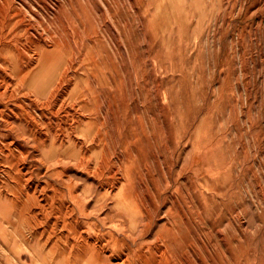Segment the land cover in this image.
<instances>
[{
  "label": "rangeland",
  "instance_id": "obj_1",
  "mask_svg": "<svg viewBox=\"0 0 264 264\" xmlns=\"http://www.w3.org/2000/svg\"><path fill=\"white\" fill-rule=\"evenodd\" d=\"M0 13V264H86L80 243L110 254L123 229L125 256L171 241L189 264H264V0ZM122 194L150 205V230L120 215Z\"/></svg>",
  "mask_w": 264,
  "mask_h": 264
},
{
  "label": "bare ground",
  "instance_id": "obj_2",
  "mask_svg": "<svg viewBox=\"0 0 264 264\" xmlns=\"http://www.w3.org/2000/svg\"><path fill=\"white\" fill-rule=\"evenodd\" d=\"M3 12V11H2ZM4 13V12H3ZM1 14V13H0ZM5 18H4V16L3 15H0V32L2 33L3 31H4V27L6 26V24H5ZM1 38L3 37V35H1L0 36ZM4 38V37H3ZM2 43V42H1ZM6 50V49H5ZM4 51V50H3ZM51 77V76H50ZM22 82V81H21ZM40 91V90H39ZM11 112V111H10ZM27 114V113H26ZM26 116V115H25ZM27 118V117H26ZM29 119V118H28ZM26 124V123H25ZM96 134V133H95ZM95 136V135H94ZM93 136V137H94ZM36 138V137H35ZM54 138H55V136H54ZM96 138V137H95ZM28 140V139H27ZM36 140V139H35ZM55 140V139H54ZM43 142V141H42ZM56 142V141H55ZM54 142V143H55ZM43 144V143H42ZM63 145V144H62ZM45 146V145H44ZM46 152V151H45ZM49 154V153H48ZM105 159V158H104ZM102 160V159H101ZM106 160H107V158H106ZM104 161V160H103ZM109 162V161H108ZM50 163V162H49ZM98 163H100V162H98ZM103 163V162H102ZM105 164V163H104ZM106 165V164H105ZM105 165H103V167L105 166ZM110 165V164H109ZM107 166H108V164H107ZM99 167V166H98ZM97 167V168H98ZM102 167V166H101ZM105 168V167H104ZM100 169V168H99ZM102 169V168H101ZM108 169V168H107ZM103 170V169H102ZM20 171V170H19ZM98 171V170H97ZM105 172V171H104ZM104 172H103V174H104ZM95 173V172H94ZM100 173H102V171H100ZM98 174V173H97ZM21 175V174H20ZM19 178V177H18ZM101 178V177H100ZM22 181V180H21ZM24 181V180H23ZM28 182V181H27ZM49 182V181H48ZM104 182V181H103ZM23 183V182H22ZM50 183V182H49ZM49 185H53V183H51V184H49ZM43 187H44V185H43ZM17 188V187H16ZM41 188V190H43L42 189V187H40ZM45 188V187H44ZM47 188H48V186H47ZM101 188V187H100ZM109 188V187H108ZM22 189L23 188H21V191H22ZM55 189V188H54ZM113 189V188H112ZM37 190V189H36ZM36 190H34V192L36 191ZM40 190V189H39ZM108 191H110V189L108 190ZM42 192V191H41ZM44 192V191H43ZM29 193V192H28ZM26 194H27V192H26ZM33 194V196H34V194L35 193H32ZM111 194V193H110ZM138 194V193H137ZM24 195V194H23ZM29 195V194H28ZM36 195V194H35ZM48 195V194H47ZM123 195V194H122ZM18 196V195H17ZM32 196V197H33ZM50 196H52V195H50ZM108 196V195H107ZM106 196V197H107ZM136 196V195H135ZM135 196H133V195H129V194H127V195H123V196H119V197H117V199L115 200V201H113L112 203L114 204L113 206H115V207H118V208H120V209H122L121 211H123V212H118V213H120V215L122 216V217H124V216H128L129 218H130V225L132 226V227H134L136 230H137V234H143V233H145L147 230H150V228H151V226H152V220H151V218H150V216H149V210L151 211V209H149L148 207L150 206L149 205V202L147 201V199H145L147 202H148V209L146 208V209H144L143 207H141L140 206V204H139V201H138V199H137V196L135 197ZM26 197V196H25ZM24 197V198H25ZM29 197V196H28ZM32 197H30V198H32ZM48 197H49V195H48ZM47 196H46V198H48ZM54 197V196H53ZM52 197V198H53ZM105 197V198H106ZM131 197V198H130ZM142 197V196H141ZM52 198H50V200L52 201ZM54 199V198H53ZM97 199V198H96ZM30 200V199H29ZM33 202H35V197L33 198ZM141 200H144V198H142ZM25 201V200H24ZM36 201H37V199H36ZM47 201V200H46ZM49 201V200H48ZM22 202H23V200H22ZM27 202H29L28 200H27ZM50 202V201H49ZM53 202V201H52ZM105 202V201H104ZM108 202V201H107ZM0 203H1V205L3 204V202H2V200L0 201ZM37 203H40V202H37ZM100 203H101V201H100ZM100 203H98V202H95L94 203V209H97L96 207H100ZM144 203H146V202H144ZM144 203H143V205H144ZM22 204V203H21ZM31 204H32V202H31ZM41 204V203H40ZM104 204H106V203H104ZM108 204V203H107ZM26 205H27V203H26ZM25 205V206H26ZM39 205V204H38ZM37 205V206H38ZM103 205V204H102ZM111 206H112V204H110ZM31 206V205H30ZM36 206V205H35ZM41 206V205H40ZM23 208H24V206H22ZM28 207V206H27ZM39 207V206H38ZM44 207V206H43ZM106 207V206H105ZM105 207H101L100 209L102 210V209H104ZM45 209L47 208V207H44ZM113 208V207H112ZM3 209V206H2V208H0V210H2ZM29 209V208H28ZM42 210H43V208H41ZM45 209H44V211H45ZM68 209H70V207L68 208ZM27 210V209H26ZM47 210V209H46ZM106 210H107V208H106ZM115 210H117V209H115ZM18 211V210H17ZM25 211V210H24ZM23 211V212H24ZM48 211H49V209H48ZM65 211H68V210H66L65 209ZM97 211V210H96ZM95 211V212H96ZM113 211V210H112ZM2 212H3V210H2ZM43 212V211H42ZM102 212H103V210H102ZM106 212V211H105ZM117 212V211H116ZM116 212H114V213H116ZM21 213H22V211H21ZM45 214H46V212H44ZM48 213V212H47ZM51 213V212H50ZM69 213H70V211H69ZM91 213V212H90ZM3 214H4V212H3ZM67 214H68V212H67ZM102 214V213H101ZM111 214V213H110ZM21 215V214H20ZM47 215V214H46ZM107 215V214H106ZM102 216V215H101ZM105 217V216H104ZM117 217V216H116ZM118 218H119V216H118ZM128 221V220H127ZM115 223V222H114ZM71 224V223H70ZM69 224V225H70ZM99 224V223H98ZM119 224H121V223H116V225L114 226V230H116V228H117V226L119 225ZM126 225V224H125ZM167 226V225H166ZM123 227V226H122ZM99 228V227H98ZM165 229H166V227H165ZM135 230V231H136ZM163 230V229H162ZM98 231H100V230H97V232ZM168 231H169V229H168ZM167 231V232H168ZM172 231V230H171ZM47 232H50V231H47ZM128 232H130V231H128ZM162 232V231H161ZM165 232V231H164ZM166 232V233H167ZM78 233V232H77ZM131 233H133V232H131ZM171 233V232H170ZM169 233V234H170ZM48 234V233H47ZM70 234V233H69ZM69 234H67L68 236H69ZM80 234H81V231H80ZM79 234V235H80ZM106 234V233H105ZM150 234V233H149ZM168 234V233H167ZM175 235V233H173L172 232V234L171 235ZM117 235V234H116ZM120 235H121V233H120ZM170 235V236H171ZM74 236V235H73ZM75 236H76V233H75ZM81 237L80 238H82L83 239V235H80ZM101 236V235H100ZM118 236V235H117ZM122 236L123 237H121V238H116V244H115V249L113 250L112 249V251H110V254H107L106 252H107V250H101L100 248H99V246H98V248L99 249H97L96 247H97V245L98 244H94V243H92L91 241H89V240H86L85 239V243H84V245H83V243H80L81 245L79 246V249H78V251H82V252H84L85 251V253L88 255V257L85 259V261H86V264H189V261L187 262V258H186V254H187V251L186 250H183V249H180V250H178V251H181V250H183L182 251V253L180 254V255H178V254H176V255H172V252H171V241H170V243H167V244H165L166 246V249L160 254V257H157L158 255H157V251H159V249L158 250H156V249H150L149 250V255H147V254H133V251L132 250H128V252L126 253V255L127 256H125V253H124V247L126 246V247H128V249L129 248H131L130 247V245H129V243H128V240H126L127 239V237H129V234L127 235L126 233H125V231H124V229H123V232H122ZM159 236V235H158ZM77 237H79L78 236V234H77ZM125 237H126V239H125ZM148 237V236H147ZM43 238H44V236H43ZM63 238H64V235H63ZM79 238V239H80ZM92 238H93V236H92ZM99 238V237H98ZM104 238V237H103ZM165 238V237H164ZM77 239V238H76ZM101 239V238H100ZM65 240V239H64ZM96 240H98V239H96ZM134 240L135 239H133L132 241H133V243H134ZM37 241H39V239L37 240ZM79 241V240H78ZM117 241H118V243H119V245L117 246ZM130 241V240H129ZM154 241V240H153ZM153 241H152V243H153ZM39 242H41V241H39ZM51 242V241H50ZM69 242V241H68ZM98 242V241H97ZM47 243V242H46ZM60 243V242H59ZM194 243V242H193ZM192 243V244H193ZM39 244V243H38ZM42 244V243H41ZM48 244V243H47ZM54 245H56L55 243H53ZM62 244V243H61ZM64 244V243H63ZM71 244H73V243H70L69 244V246L68 247H70V246H72ZM106 244V243H105ZM195 244V243H194ZM193 244V245H194ZM100 246H101V244H99ZM104 245V244H103ZM144 245H146V244H144ZM173 245V244H172ZM175 245V244H174ZM192 245V246H193ZM43 246V245H42ZM53 246V245H52ZM52 246H50V249H51V247ZM64 246V245H63ZM107 246V245H106ZM176 246V245H175ZM49 247V246H48ZM103 247V246H102ZM194 247V246H193ZM106 248V247H105ZM178 248V247H177ZM56 249V248H55ZM110 249V248H109ZM70 250V249H69ZM173 250V249H172ZM47 251V250H46ZM54 251V250H53ZM73 251V250H72ZM75 252V254H77V253H79V252ZM48 252V251H47ZM64 252V251H63ZM69 252V251H68ZM177 252V251H176ZM51 254V253H50ZM80 254V253H79ZM85 254V255H86ZM43 255H45L44 253H43ZM52 255V254H51ZM56 255V254H55ZM64 255V254H63ZM68 255V254H67ZM66 255V256H67ZM172 255V256H171ZM48 255L46 254V257H47ZM65 256V257H66ZM73 256V255H72ZM78 256V255H77ZM174 256V257H173ZM73 257H75L76 258V256H73ZM126 257V258H125ZM49 258V257H48ZM70 258H72V257H70ZM171 258H173L174 260H173V262L174 263H172V260H171ZM65 259V258H64ZM73 259V258H72ZM81 259V258H80ZM83 259H84V257H83ZM136 259V260H135ZM44 260V259H43ZM69 260V259H68ZM74 260V259H73ZM189 260V259H188ZM42 261V260H41ZM49 261V260H48ZM71 261V260H70ZM68 262V261H67ZM43 262H41V264H42ZM48 263V262H47ZM73 263V262H72ZM75 263V262H74ZM44 264V263H43ZM46 264V263H45Z\"/></svg>",
  "mask_w": 264,
  "mask_h": 264
}]
</instances>
